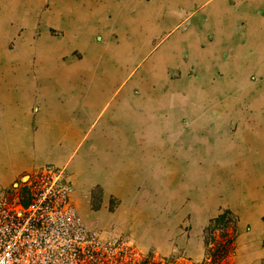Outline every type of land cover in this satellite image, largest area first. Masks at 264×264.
Listing matches in <instances>:
<instances>
[{
	"label": "rangeland",
	"instance_id": "1",
	"mask_svg": "<svg viewBox=\"0 0 264 264\" xmlns=\"http://www.w3.org/2000/svg\"><path fill=\"white\" fill-rule=\"evenodd\" d=\"M57 6L55 0H0V139L9 145L17 137L23 146L22 133L34 139L55 94L93 87L87 76L60 77L65 58L56 54L64 47ZM205 77H138L132 88H138L143 121L136 137L128 134L127 151L137 148L128 152L125 168L103 160L92 127L78 134L63 129L54 144L62 163L31 167L11 184L41 170L59 172L86 227L112 254L126 251L123 264H204L211 261L207 250L216 248L207 245L210 233L215 230L217 242L227 224L233 242L224 264H264V201L256 207L243 200L237 166L240 154L253 151L246 142L264 143V76ZM167 93L172 97L164 98ZM13 105H29V128L11 117ZM43 128L45 139L52 130ZM244 163L246 173L252 165Z\"/></svg>",
	"mask_w": 264,
	"mask_h": 264
},
{
	"label": "crops",
	"instance_id": "2",
	"mask_svg": "<svg viewBox=\"0 0 264 264\" xmlns=\"http://www.w3.org/2000/svg\"><path fill=\"white\" fill-rule=\"evenodd\" d=\"M55 1V25L64 36V47L56 53L65 58L59 62L60 77L87 76L93 87L55 94L45 125L41 124L43 117L38 118L34 139L22 133L23 146L17 137L10 145L0 139V188L36 165H60L54 144L65 136L63 129L78 134L92 127L97 136L92 144L102 153L97 155L110 166L125 168L128 152L137 148L127 151L128 134L136 137L138 123L143 121L138 115L142 114L138 88H132L138 87L140 76H206L210 82L213 76H264V0H260L262 5H256L258 0ZM128 76H132L130 83H126ZM166 97H172L171 93ZM10 111L23 129L29 128V105H13ZM44 126L54 130L46 132L45 139ZM19 134L15 135L20 138ZM252 141L246 143L253 151L240 154L237 166L240 192L247 193L243 200H252L257 207L264 201V143ZM94 158L93 162L100 161ZM247 161L252 167L245 173L242 168ZM130 169L138 173L134 162Z\"/></svg>",
	"mask_w": 264,
	"mask_h": 264
},
{
	"label": "built area",
	"instance_id": "3",
	"mask_svg": "<svg viewBox=\"0 0 264 264\" xmlns=\"http://www.w3.org/2000/svg\"><path fill=\"white\" fill-rule=\"evenodd\" d=\"M0 188V264H123L86 227L57 171ZM135 264V263H134Z\"/></svg>",
	"mask_w": 264,
	"mask_h": 264
},
{
	"label": "trees",
	"instance_id": "4",
	"mask_svg": "<svg viewBox=\"0 0 264 264\" xmlns=\"http://www.w3.org/2000/svg\"><path fill=\"white\" fill-rule=\"evenodd\" d=\"M230 225L227 224L225 225L221 230H220V234H219V240L216 242V238L214 236V231L210 233V241L208 240L207 245L216 244V248L213 249H208L207 250V254H206V259H210L211 261L209 262H205L204 264H224L225 260L227 259V257L229 256V251H230V247L232 245L233 239L231 237V233H230ZM212 250H217L216 253L211 252ZM205 259V260H206Z\"/></svg>",
	"mask_w": 264,
	"mask_h": 264
}]
</instances>
